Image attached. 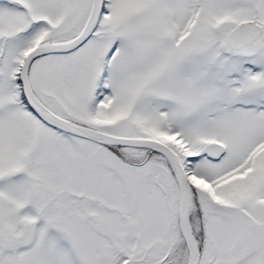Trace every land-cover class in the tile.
Masks as SVG:
<instances>
[{
  "label": "snow or ice",
  "instance_id": "snow-or-ice-1",
  "mask_svg": "<svg viewBox=\"0 0 264 264\" xmlns=\"http://www.w3.org/2000/svg\"><path fill=\"white\" fill-rule=\"evenodd\" d=\"M0 264H264V0H0Z\"/></svg>",
  "mask_w": 264,
  "mask_h": 264
}]
</instances>
